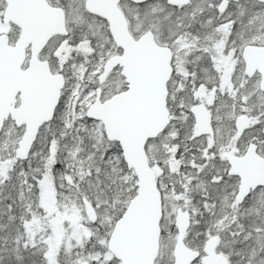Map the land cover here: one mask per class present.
I'll use <instances>...</instances> for the list:
<instances>
[{"label":"snow or ice","instance_id":"snow-or-ice-1","mask_svg":"<svg viewBox=\"0 0 264 264\" xmlns=\"http://www.w3.org/2000/svg\"><path fill=\"white\" fill-rule=\"evenodd\" d=\"M0 264H264V0H0Z\"/></svg>","mask_w":264,"mask_h":264}]
</instances>
